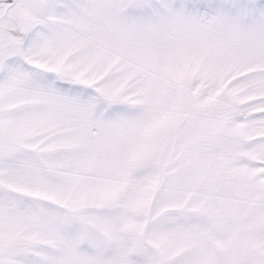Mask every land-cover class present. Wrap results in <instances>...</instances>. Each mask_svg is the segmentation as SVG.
<instances>
[{"label": "snow or ice", "instance_id": "snow-or-ice-1", "mask_svg": "<svg viewBox=\"0 0 264 264\" xmlns=\"http://www.w3.org/2000/svg\"><path fill=\"white\" fill-rule=\"evenodd\" d=\"M0 264H264V0H0Z\"/></svg>", "mask_w": 264, "mask_h": 264}]
</instances>
